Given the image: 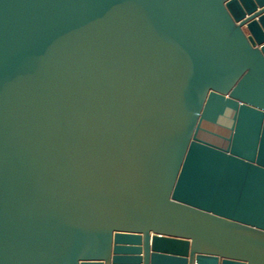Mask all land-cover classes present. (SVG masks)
Listing matches in <instances>:
<instances>
[{"label":"water","instance_id":"1","mask_svg":"<svg viewBox=\"0 0 264 264\" xmlns=\"http://www.w3.org/2000/svg\"><path fill=\"white\" fill-rule=\"evenodd\" d=\"M0 264H264V0H0Z\"/></svg>","mask_w":264,"mask_h":264}]
</instances>
